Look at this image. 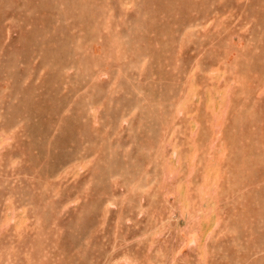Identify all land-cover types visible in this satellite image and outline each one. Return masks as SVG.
Instances as JSON below:
<instances>
[{
  "label": "rangeland",
  "instance_id": "1",
  "mask_svg": "<svg viewBox=\"0 0 264 264\" xmlns=\"http://www.w3.org/2000/svg\"><path fill=\"white\" fill-rule=\"evenodd\" d=\"M0 264H264V0H0Z\"/></svg>",
  "mask_w": 264,
  "mask_h": 264
}]
</instances>
